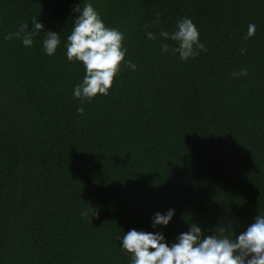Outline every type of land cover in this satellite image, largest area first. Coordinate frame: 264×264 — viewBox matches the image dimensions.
I'll list each match as a JSON object with an SVG mask.
<instances>
[{"label": "trees", "instance_id": "obj_1", "mask_svg": "<svg viewBox=\"0 0 264 264\" xmlns=\"http://www.w3.org/2000/svg\"><path fill=\"white\" fill-rule=\"evenodd\" d=\"M84 2L136 69L81 104L63 45ZM33 17L60 33L54 55L43 32L4 39ZM184 17L207 49L186 61L159 37ZM168 208L169 243L192 221L234 236L264 214V0H0V264H130L119 237Z\"/></svg>", "mask_w": 264, "mask_h": 264}, {"label": "clouds", "instance_id": "obj_2", "mask_svg": "<svg viewBox=\"0 0 264 264\" xmlns=\"http://www.w3.org/2000/svg\"><path fill=\"white\" fill-rule=\"evenodd\" d=\"M70 34L64 42L65 56L69 62L82 64L84 75L73 87L72 95L80 99L92 100L99 95H108L114 78L119 74L122 64L135 71L136 65L126 60L127 49L123 46L124 33L107 26L99 11L90 2L78 5ZM158 19L153 23H158ZM29 24L22 23L15 32H9L4 39H18L25 47H31L34 37L41 32V49L45 55L52 56L61 44L60 33L44 30L37 17ZM255 24H248L244 39L255 35ZM146 38L155 39L156 35L148 31ZM159 37L164 43L161 52L171 51L186 61L207 51L200 41L199 30L194 22L184 17L176 21L171 31L161 30ZM243 51V49H241ZM234 75H247L242 70ZM82 112V108H77ZM175 215L173 208L163 213L157 211L151 217L154 231L129 229L119 237L120 247L130 255V264H264V214H257L252 223L239 234H224V229L216 228L211 234H205L197 222H189L188 230L180 232L175 241L169 243L163 232L155 230L166 227Z\"/></svg>", "mask_w": 264, "mask_h": 264}]
</instances>
